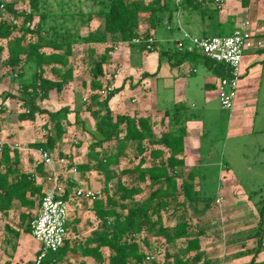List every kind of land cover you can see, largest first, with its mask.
<instances>
[{
  "label": "trees",
  "instance_id": "obj_1",
  "mask_svg": "<svg viewBox=\"0 0 264 264\" xmlns=\"http://www.w3.org/2000/svg\"><path fill=\"white\" fill-rule=\"evenodd\" d=\"M17 1L0 0V54L7 50L9 64L15 68V74L11 76L12 82L20 85L23 105L27 107V111L19 114V118L34 121L37 114L48 116V120L43 124V139L29 143L30 148L47 152L56 149V137L64 134V125L69 123V109L62 107L57 111H49L40 107L37 99H47L52 90L62 91L72 73L69 58L73 54L74 45L104 43L108 36L112 41L91 67V85L96 90L90 94L86 109L97 120L99 136L88 146L89 160L86 163L70 164V169L81 173L95 171L105 185L104 194L97 195L96 199L91 201L79 198L76 195L78 187L74 189L75 181L72 176L59 194L64 200L79 205L90 203L88 207L100 224L85 239H71L68 234L77 232L79 218L70 215L67 236L62 246L56 252L46 253L40 264H65L69 253L93 256L98 264H157L150 243L153 237L164 236L168 241L174 242L188 235L187 222L177 224L174 232L170 234L163 221V213L175 216L187 212L188 203L194 209L199 202L206 206L212 198L200 196L195 188V179L200 176L199 168H192L182 177L184 160L180 155L184 151L186 135L182 110L177 108V113L174 111L171 114L170 124L178 128L164 131L156 137L148 118L127 113H112L108 102L119 88L109 90L103 96L101 90L111 82L101 78L105 76V65L110 61L111 51L117 41L126 42L139 50H159L161 57L167 56L170 60L179 54L177 62L201 56L200 53L178 50L176 54H171L164 47H159L156 39L148 48L147 38L155 37V32L165 21L172 23L176 12L196 9L202 6V1L94 0L98 10L89 11L87 21L83 23L96 16L102 20V26L89 31L85 36L79 33L76 24H66L65 0H55L64 10L61 14L46 8L50 0H29L27 10L18 9ZM249 1L242 0L243 6L247 7ZM212 2L216 4L215 8H203V11L214 16L219 13L220 0H205V3ZM9 15L11 19L8 18ZM53 16L50 23L48 19ZM36 17L38 22L33 25ZM71 17L74 18L73 15ZM21 18L22 21L18 23ZM58 18L62 21L59 22ZM134 38H141V41L134 43ZM2 39L6 40V44L2 43ZM91 52L94 53L93 50ZM205 59L219 76L228 74L223 64L207 57ZM46 66L60 79L46 77ZM53 130L56 131L55 136L52 135ZM21 155V150L0 144V213L8 216L16 202L27 210V213L21 215L22 222H28L23 232H14L11 229L17 238L21 237L22 233L31 234L30 225L34 219L31 213L40 206L46 192L45 182L38 181L37 178L42 176L43 181L47 178L43 161L37 163L33 171H29L23 166ZM125 159H128L129 163L123 166ZM143 185L148 188L144 197L141 194ZM258 213L262 219L259 228L261 232L264 199L258 202ZM144 246L149 252H146ZM79 249L81 252H78ZM188 250L187 248L182 253ZM40 252L39 248L36 256ZM175 264L189 263L187 260L177 259Z\"/></svg>",
  "mask_w": 264,
  "mask_h": 264
},
{
  "label": "crops",
  "instance_id": "obj_2",
  "mask_svg": "<svg viewBox=\"0 0 264 264\" xmlns=\"http://www.w3.org/2000/svg\"><path fill=\"white\" fill-rule=\"evenodd\" d=\"M200 1H202V6L192 10H179L174 14L172 23L169 24L165 21L164 25L155 32V39L159 43V47H164L169 53L176 54V41L183 36L184 31L199 36H213L222 34L221 31L225 30L232 33L238 25L247 23L248 30L254 35L243 56L242 76L234 106L229 110L227 127L234 128L235 133L239 135H261L264 137V122L256 127L257 106L264 79V45L258 46L257 44L258 38L262 37L264 40V28H262L264 0H250L247 7L243 6L242 0H220L219 13L214 16L203 11V8L211 10L215 8L216 4L205 3V0ZM89 23L86 31H93L102 26V20L96 16ZM111 42V37L108 36L106 42L94 43V46L105 49L111 45ZM117 44L118 47L111 51V59L105 65V76L101 78L103 81L109 79L115 89L119 88V91L115 92L108 102L110 110L113 114L127 113L132 116L148 118L156 137H159L164 131L178 128V126H171L170 119L171 114L174 111L177 113L176 109L179 108L185 116L186 126L184 151L180 155L184 160V167L181 169L198 167L202 163V139L205 129L204 117L195 114L194 109L201 107L205 116V111L212 102L215 99L219 101L216 89L219 75L214 67L203 55L177 62L179 54L170 60L167 56L161 57L159 50H139L129 46L126 42L117 41ZM97 52L101 54L100 49ZM69 60L71 63V58ZM71 66L73 69L66 86L88 90L92 85L91 81L87 80L86 73L79 72L80 70L74 68L72 63ZM111 73L113 77L110 76ZM64 99V107L70 108L69 124L75 123L70 116L73 114L75 119H78L76 112L78 108L74 107V99L68 94H65ZM85 101L88 100L85 99ZM85 110L84 121L88 123L91 119L96 122L97 126V120L92 117L88 109L85 108ZM0 124V142L11 148H17L14 147L15 142L11 141L22 139L23 134L28 130L27 121H21L19 127L15 129L16 132H13L10 138H8L2 121ZM31 142L35 141H30L28 144ZM262 143L259 149L264 153V140ZM28 144L25 148L28 152L22 153L21 158L23 166L27 170L33 171L37 163L42 162V157L39 150L30 148ZM88 146L89 144L86 147L87 157ZM17 149L22 150L21 147ZM33 156L40 157V160L33 161ZM49 167L45 165L44 173L47 175ZM227 169L230 170L229 165H227ZM77 172L75 173L77 174ZM75 173L71 172V175H75ZM37 179L46 182L43 181L42 176ZM74 179H77L76 175ZM195 188L198 192L200 191L197 187ZM232 192L233 190L229 189L227 185L222 184L218 195L213 200H209L206 206L199 202L194 209L189 211L188 203V211L183 212L184 214L178 213L173 216L163 213V221L169 228L170 234L174 232L177 224L187 222L188 235L180 237L174 242L168 241L164 236L153 237L150 240L152 248L153 239L162 243L161 247L152 251L157 259V264H175L177 259L187 260L189 264H264V229L259 232L257 227L261 217L255 208L250 209ZM68 204L70 207L71 201H68ZM74 207L78 211L77 218H79L76 225L77 232L69 233L68 236L71 239H85L99 227L100 222L92 213L96 222L94 227L91 226L80 214L82 206L75 204ZM88 211L91 209L84 211V214H87ZM245 212L252 216L246 215ZM202 219L210 220L203 223ZM192 240L196 242L190 243ZM187 248L189 250L182 253ZM144 249L149 252L147 247L144 246ZM78 252H81V249ZM72 255L79 257L81 264L82 262L90 264L92 261L98 264L93 256L69 253L68 257Z\"/></svg>",
  "mask_w": 264,
  "mask_h": 264
},
{
  "label": "rangeland",
  "instance_id": "obj_3",
  "mask_svg": "<svg viewBox=\"0 0 264 264\" xmlns=\"http://www.w3.org/2000/svg\"><path fill=\"white\" fill-rule=\"evenodd\" d=\"M29 0H18L17 8L20 10H27ZM66 5V20L67 25L76 24L78 31L81 35L85 36L89 31H86L90 24L87 21V13L89 11L98 10V6L94 4V0H65ZM46 8L51 12L62 13L64 11L58 1L50 0L46 5ZM80 12H82L80 14ZM71 15L74 16L72 19ZM11 19V15L8 16ZM53 17H50L48 21L51 23ZM59 22L62 19L58 18ZM22 21L19 19L18 23ZM38 22L36 17L33 25ZM91 31V30H90ZM219 35H229L231 33L221 31ZM122 42V41H119ZM2 43L6 44V40L2 39ZM94 43H76L73 47V54L71 55V63L74 68H78L82 73H86L87 80L91 81L92 71L91 67L94 65L95 60L100 55L97 50L100 49L101 54L105 49L97 48ZM108 47V46H107ZM118 47V44L115 45ZM106 48V47H105ZM50 50V49H46ZM93 50L94 53L91 52ZM114 51V50H113ZM15 74V68L9 64V54L5 50L0 54V121L8 134V138L12 137L15 129L19 127L21 121H27V131L22 136V139L12 140L19 147L22 148L21 152H28L27 144L30 141H39L43 139L45 129L43 128L44 122L48 120L46 114H37L36 119L32 120H21L19 114L26 112L27 107L23 105V94L20 90V85L17 82H12L11 76ZM45 76L51 79H60L56 77L50 70L49 67H45ZM113 77L112 73L110 75ZM109 77V78H111ZM67 84V83H66ZM64 85L63 92L57 93L56 90H52L49 93L47 99H37V104L49 111H57L64 107L65 94L72 96L75 104L74 107L78 108V119L75 116L70 115L75 123H66L64 125V134L57 138L58 146L52 150V168L49 167L48 173H56L60 177V181L57 186V191L62 192L69 178L72 176L75 181V188H84L93 191L97 195H103L105 190L104 183L100 180L99 175L93 171L90 173L80 174L75 173L77 179H74L75 175H71L73 169H70V164L86 163L89 158L86 156V147L92 143L99 133L97 131L96 122L91 119L86 123L84 121V111L87 104L90 102V94L94 90V87L83 90L82 88L77 89L67 87ZM86 89V88H85ZM104 96V95H103ZM87 99L88 101H85ZM97 107V106H96ZM70 110L69 107H66ZM202 108L198 107L194 109L195 114L204 117V129L205 134L202 139V163L197 167L200 170V176L195 179L196 187L200 190V196L211 197L212 200L219 193L221 185L225 184L229 189L233 190L232 194L238 196V200L242 203H246V206L250 209L255 208L258 212V202L264 199V153L263 150L259 149L263 144L264 137L261 135L244 136L235 133L234 128L227 127V120L229 117V110L222 109L219 105L218 100H214L212 104L205 111V116L202 113ZM202 113V114H201ZM197 116V115H196ZM264 122V79L262 90L260 93L259 104L257 106V118L256 127L262 125ZM25 128V127H23ZM22 128V130H23ZM56 131H52V135L55 136ZM263 138V139H262ZM30 140V141H29ZM1 143V142H0ZM14 144V145H15ZM33 161L40 160V157H32ZM27 161L29 159H26ZM31 161V163H34ZM86 161V162H85ZM128 159L123 160V166L128 165ZM229 165L230 170L227 169ZM72 166V165H71ZM34 168V167H32ZM193 167L182 169V177H185ZM229 172L231 173L229 175ZM181 182V180H180ZM53 183L45 182L44 188L48 190L53 187ZM142 196L144 197L148 188L142 186ZM235 191V193H234ZM75 202H71L69 212L72 217L77 216L78 211L75 209ZM79 205V204H77ZM81 216H84L86 223H90L91 226L95 225L96 218L93 216V212L88 211L84 214V211L89 210V203H81L80 207ZM189 211L191 205H189ZM40 206L32 211L31 217L35 218L38 214ZM27 213V210L22 208L18 202H16L9 212L8 216H3L0 213V264L12 262L14 264H34L36 253L39 247L32 237L31 234L22 233L21 237L17 238L12 231L23 232L28 226V222H22L21 215ZM249 215L250 213H246ZM249 216H252L251 214ZM210 219H202L201 221L209 222ZM262 219L258 220L260 223ZM257 223L258 229L261 223ZM100 224V223H99ZM12 229V231H11ZM264 229V219L262 224ZM153 249L162 246L160 241L157 239L152 240ZM65 264H81V259L76 256H69ZM90 264H96L91 262Z\"/></svg>",
  "mask_w": 264,
  "mask_h": 264
},
{
  "label": "built area",
  "instance_id": "obj_4",
  "mask_svg": "<svg viewBox=\"0 0 264 264\" xmlns=\"http://www.w3.org/2000/svg\"><path fill=\"white\" fill-rule=\"evenodd\" d=\"M264 28V22L263 27ZM254 34L248 30L247 23L238 25L229 35L199 36L184 31L183 36L176 41V48L180 52L200 53L210 60L223 64L228 74L219 76L216 89L220 106L223 109H232L237 96L238 85L242 76V61L246 47ZM141 38H134V43H139ZM155 37L147 38L148 48L151 47ZM258 46L264 45L262 37L258 38ZM113 84L101 90L106 95L109 90H114ZM2 144V143H0ZM14 147H19L15 144ZM42 161L46 166H52V154L39 150ZM73 173L77 172L75 169ZM60 177L56 173L48 174L46 182L53 183V187L46 190L37 216L30 225L31 235L37 241L40 254L36 256L35 264H40L42 257L48 252H56L62 246L67 236L69 221V204L59 196L57 186ZM76 195L86 200H94L97 194L91 190L77 188Z\"/></svg>",
  "mask_w": 264,
  "mask_h": 264
}]
</instances>
